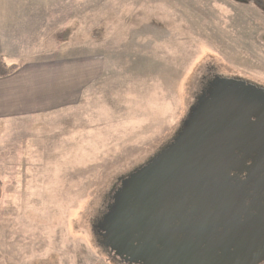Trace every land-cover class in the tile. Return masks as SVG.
<instances>
[{
  "label": "rangeland",
  "instance_id": "1",
  "mask_svg": "<svg viewBox=\"0 0 264 264\" xmlns=\"http://www.w3.org/2000/svg\"><path fill=\"white\" fill-rule=\"evenodd\" d=\"M9 6L40 32L32 61L78 60L89 78L75 107L0 124V264H121L98 231L122 181L182 131L208 79L264 87V0Z\"/></svg>",
  "mask_w": 264,
  "mask_h": 264
},
{
  "label": "water",
  "instance_id": "2",
  "mask_svg": "<svg viewBox=\"0 0 264 264\" xmlns=\"http://www.w3.org/2000/svg\"><path fill=\"white\" fill-rule=\"evenodd\" d=\"M212 85L226 88L213 94L210 107H194L191 118L184 123L180 138L168 148L158 167L155 168V159L150 160L125 178L114 194L115 201L109 207L101 229L107 240L106 246L128 262H264L262 242L257 240L263 232L250 231L241 225V217L245 212L244 200L236 201L233 188L228 187L229 167L217 170L209 168L207 171L217 172L207 173L200 180V186L182 191L181 202L178 194L164 192L162 187L170 177H179L181 172L190 171L189 168L204 148L217 136L218 124L215 121L217 117L223 116L224 110L233 108L241 113L248 108L257 119L256 123L264 124L263 89L244 81L221 77L216 78ZM240 86L249 93L250 100H246L242 92H228L227 87ZM205 104L209 105L208 102ZM217 175H220L219 181L216 180ZM251 178L249 176L248 181ZM211 209L213 213L209 212ZM229 229L232 231L229 232Z\"/></svg>",
  "mask_w": 264,
  "mask_h": 264
},
{
  "label": "flooded vegetation",
  "instance_id": "3",
  "mask_svg": "<svg viewBox=\"0 0 264 264\" xmlns=\"http://www.w3.org/2000/svg\"><path fill=\"white\" fill-rule=\"evenodd\" d=\"M234 80L244 81L247 84H252L264 90L263 86L252 81L241 78H234ZM211 82L212 81L208 79L204 83L195 106L199 105L204 108L210 107L213 94L220 93V90H222L221 88H226L214 86ZM227 89L228 92L232 94H239L242 92L246 100H250L249 93L244 87H227ZM206 102L209 103L208 106L205 104ZM191 115L188 117L187 121L191 118ZM215 122L219 125V128L217 125V136L204 148L203 152L189 168L190 171L181 172L179 177L176 175L174 178L170 177L169 180L164 182L162 187L165 189L164 192L178 194L179 202H181L182 191L190 187L194 188V186H200L202 184L200 180L206 176L207 173L217 172L214 170L207 171L209 168L217 170L218 168L229 167L227 169V176L229 178L227 182L228 187L230 189L233 188V197L236 201L241 202V200H244L243 206L245 207V212L241 217V225L243 227H248L250 231L261 230L263 232V235L257 240L262 242L261 248L264 249V124L256 123L257 119L249 112L248 108L243 109L241 113H237V110L233 108L226 109L223 112V116L217 117ZM181 132L182 131L178 132L173 141L168 144L164 150L159 152V155L155 158V168L161 163L168 148L178 141ZM230 166L237 170H232ZM249 176L253 178L248 181ZM220 179V175H217L216 180L219 181ZM211 183H213V181H211ZM120 187L121 186L117 188V191ZM187 200L189 201V198H187ZM114 201L115 198L111 196L108 209L113 205ZM209 212L213 213V210L211 209ZM206 213L207 212H205V214ZM257 227H260V229H256ZM220 231H222V229H220ZM231 231L232 229H229V232ZM98 234L102 241H105L107 251L114 254V257L118 259L121 264H142L136 261L128 262L125 260L126 258L122 259L111 247L106 246L107 240L102 237V229H99ZM250 240L256 239L250 238ZM262 264H264V262Z\"/></svg>",
  "mask_w": 264,
  "mask_h": 264
},
{
  "label": "crops",
  "instance_id": "4",
  "mask_svg": "<svg viewBox=\"0 0 264 264\" xmlns=\"http://www.w3.org/2000/svg\"><path fill=\"white\" fill-rule=\"evenodd\" d=\"M10 7L6 11L0 8V56L8 63L18 64L19 69L11 76L0 78V124L78 105L81 88L88 85L87 64L78 60L48 61L47 55L44 60L32 61L29 54L33 56L35 51L27 50L26 43L32 36L33 23L24 9ZM36 32L33 36L40 35Z\"/></svg>",
  "mask_w": 264,
  "mask_h": 264
},
{
  "label": "trees",
  "instance_id": "5",
  "mask_svg": "<svg viewBox=\"0 0 264 264\" xmlns=\"http://www.w3.org/2000/svg\"><path fill=\"white\" fill-rule=\"evenodd\" d=\"M19 69L18 64L8 63L4 57L0 56V78L11 76Z\"/></svg>",
  "mask_w": 264,
  "mask_h": 264
}]
</instances>
